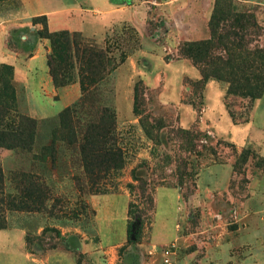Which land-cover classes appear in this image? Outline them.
I'll return each mask as SVG.
<instances>
[{"label":"rangeland","instance_id":"rangeland-1","mask_svg":"<svg viewBox=\"0 0 264 264\" xmlns=\"http://www.w3.org/2000/svg\"><path fill=\"white\" fill-rule=\"evenodd\" d=\"M158 1L169 2L171 8L188 4L195 13L203 14L210 3L212 10L214 3ZM233 1L238 11L252 13L264 30V0ZM154 6L149 3L146 34L160 33L154 41L158 52L152 48L131 54L125 45L109 50L85 36L78 37L81 44L91 45L102 56L94 60L93 76H86L85 82L93 80L97 86L86 96L83 109L76 112V121L84 129L100 119L102 108L113 112V136L123 159L121 170L104 175L94 168L85 170L78 144L65 140L66 131L58 123L64 99L44 103L43 115L35 113L27 107L13 67L0 64V226L4 227L0 230L10 231L1 238H10L12 254L17 249L12 264H166L168 250L171 264H264V137L255 141L254 147L237 148L195 124L189 129L195 127L202 133L199 147L195 154L186 152L176 136L183 128L174 101L181 93L180 103L202 113L204 89L196 88L195 81L187 77L179 80L178 65L166 68L165 64L178 61V47L173 50L169 38L160 39L170 29L172 18L162 7ZM21 8L22 0H0V33L6 36L7 48L29 51L32 41H40L50 52L42 17L31 18L28 24L18 21L16 27L6 23L18 16ZM173 14L180 17V13ZM255 32L251 29L249 37L256 39ZM259 40L253 46L264 43V37ZM135 45L141 48L146 44ZM167 56L173 59L166 61ZM78 64L74 62L67 73L65 88L74 86L77 91L76 101L69 107L82 97ZM151 71L155 75L148 73ZM166 76L169 82L161 92ZM139 80L145 88L140 97L142 116L133 110V89ZM218 83L227 89L226 84ZM160 93L161 101L163 97L168 100L166 104L159 100ZM261 100L256 114L248 111V100L233 96L223 100L229 105L228 114L233 113L237 120L247 114L253 118L250 134L254 139L264 125V96ZM27 110L41 118H33ZM24 118L35 121L36 128L19 123ZM141 120L150 136L140 126ZM181 160L188 164L192 178L179 189L176 173ZM133 169L154 199L153 213L139 199ZM128 184H133L136 192L131 193ZM130 202L135 207L128 217ZM129 222H133L130 236ZM1 245L2 264H9L4 256H9V244Z\"/></svg>","mask_w":264,"mask_h":264},{"label":"crops","instance_id":"crops-1","mask_svg":"<svg viewBox=\"0 0 264 264\" xmlns=\"http://www.w3.org/2000/svg\"><path fill=\"white\" fill-rule=\"evenodd\" d=\"M149 3L162 7L161 9L166 10L167 15L172 18L170 29L160 39L169 38L170 42L173 43L171 47L173 50H176L183 41L196 42L209 38L208 22L212 14L211 3L204 9L205 14H203V11L195 13L194 8L188 4L171 8V6H168L169 2H159L158 0H69L68 3L63 0H22L20 14L14 16V20L8 19L6 23L16 27L18 21L28 24L31 18L45 16L47 29L51 33L59 31L75 32L97 42L99 45L108 47L109 50L125 45L131 48L132 51H129L131 54L141 51V49L148 50L152 48L153 50L156 48L158 52V48L154 47V41L161 36L160 33L146 34V25L150 14L148 10ZM174 11L177 15L180 13L179 18L174 17ZM192 17H197V19L194 20ZM196 21L197 23H195ZM25 38L27 39V37ZM31 43L33 49L29 51H20L22 49L10 50L6 46V36L4 32H1L0 64L13 67L15 79L24 88L27 107L36 110L35 113L41 112L43 115L44 103L48 104L50 100H60V98L64 99L65 108L69 107L76 101V88L74 86L55 88L49 73L47 45L40 41H32ZM143 43L146 45L143 46ZM133 44H141L142 47L140 48L139 45L133 46ZM20 45L23 47L25 44L20 43ZM171 48L169 49L171 50ZM128 59L130 60V58ZM157 59L161 61V58ZM175 65L180 68L179 80L182 77H187L193 81H198L201 78L198 69L188 60L182 59L165 64L166 68ZM141 72V74L146 73ZM148 73L155 75L153 71ZM160 82H162V78ZM168 82L166 76L161 92L163 89L165 90ZM225 91V88L221 87L218 82L208 81L204 87V108L199 117H197V112L190 104L179 102L180 93L174 101L175 104L179 105L180 126L183 129H189L197 124L201 131H209L212 135L229 141L237 148L256 146L255 141L259 140L260 137H264V125L260 127L261 129H258L256 139H254L250 133L255 122L250 115L251 119L249 118L248 122L234 124L223 102ZM263 96L254 101L250 111L251 114H256L257 109L261 108ZM159 100L161 101V93ZM167 102L168 100L163 97L161 103L166 104ZM27 112L33 118H41V116L35 117L30 114L29 110ZM263 116L262 111V119H264ZM255 150L259 153L261 151L258 147ZM7 235H10V231L0 230V246H2V243L6 247L9 244V256L5 254L4 256L8 257L9 264H12V259L17 257V249L12 254L10 238H1H6ZM2 255L0 252V264L3 262Z\"/></svg>","mask_w":264,"mask_h":264},{"label":"trees","instance_id":"trees-1","mask_svg":"<svg viewBox=\"0 0 264 264\" xmlns=\"http://www.w3.org/2000/svg\"><path fill=\"white\" fill-rule=\"evenodd\" d=\"M42 19L45 21L47 29L46 17L43 16ZM208 29L210 33L208 39L179 45L176 60H188L198 69L201 78L193 83L196 88L203 90L205 84L210 80L224 83L227 85L225 100L230 96L248 100V111L250 112L254 101L264 95V43L253 46V42L259 43V39L264 37L263 28L259 26L252 13L238 11L233 0H214ZM251 29L256 31V39L249 37L248 32ZM78 37L80 35L76 33L69 34L67 31L51 33L48 30L44 36L50 42L51 51L48 53L47 60L55 88L66 86L67 73L74 67V62L79 63L78 76L82 97L77 104L65 108L58 114V123L61 130L66 131L65 140L68 143L78 144L85 170L89 171L94 168L98 175H104L111 171L121 170L123 159L121 150L117 147L113 136L115 130L113 112L102 108L100 119L96 123H88L84 129L76 121V112L83 109L86 96L95 91L97 86V82L93 80L85 82L86 76L88 74L93 76L94 60L99 61L102 56L101 52L94 50L91 45L81 44ZM165 59L170 61L173 58L167 56ZM87 64L88 68H86ZM141 89L145 88L142 86V80H139L133 89V110L138 116H142L139 113L142 101L140 97L143 95ZM199 97L201 98V95ZM226 108L228 110V104H226ZM200 113L201 110H197V114L200 115ZM229 115L234 124H243L249 120L248 114L239 120L233 113ZM23 121L25 122L23 123ZM20 122L23 126L30 124L32 130L37 125L32 119H19ZM156 124L158 130L163 129V126L158 122ZM140 126L145 134L150 136V131L146 128L144 120H141ZM201 135L202 133L193 127L179 129L176 136L182 141L181 144L186 152L195 154ZM243 152H247V150L245 149ZM246 162L247 160H245ZM134 170H132L133 182L138 184V188L133 184H128L126 188L131 193L136 192L137 189L139 199L145 201L147 211L153 213L154 199L150 193H146L143 181L135 176ZM184 178L188 179L187 182L183 181ZM191 178L188 164L184 160L179 161L176 187L181 189L191 181ZM134 207L135 204L130 202L127 210L128 217L133 214ZM132 224L133 222L128 223L129 236ZM0 229H4V227L0 226Z\"/></svg>","mask_w":264,"mask_h":264},{"label":"built area","instance_id":"built-area-1","mask_svg":"<svg viewBox=\"0 0 264 264\" xmlns=\"http://www.w3.org/2000/svg\"><path fill=\"white\" fill-rule=\"evenodd\" d=\"M164 257H165V263L171 264L170 251L169 250L165 252Z\"/></svg>","mask_w":264,"mask_h":264},{"label":"water","instance_id":"water-1","mask_svg":"<svg viewBox=\"0 0 264 264\" xmlns=\"http://www.w3.org/2000/svg\"><path fill=\"white\" fill-rule=\"evenodd\" d=\"M131 238L133 239V238H134V236H131Z\"/></svg>","mask_w":264,"mask_h":264}]
</instances>
